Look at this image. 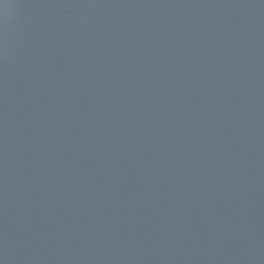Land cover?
I'll return each instance as SVG.
<instances>
[{
    "label": "water",
    "instance_id": "water-1",
    "mask_svg": "<svg viewBox=\"0 0 264 264\" xmlns=\"http://www.w3.org/2000/svg\"><path fill=\"white\" fill-rule=\"evenodd\" d=\"M0 264H264V0H0Z\"/></svg>",
    "mask_w": 264,
    "mask_h": 264
}]
</instances>
